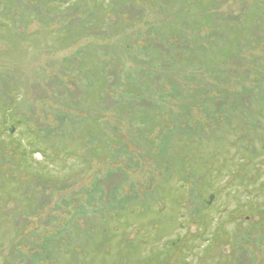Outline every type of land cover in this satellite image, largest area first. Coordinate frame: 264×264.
I'll use <instances>...</instances> for the list:
<instances>
[{
	"label": "rangeland",
	"instance_id": "374dc122",
	"mask_svg": "<svg viewBox=\"0 0 264 264\" xmlns=\"http://www.w3.org/2000/svg\"><path fill=\"white\" fill-rule=\"evenodd\" d=\"M1 130L0 264H264V0H0Z\"/></svg>",
	"mask_w": 264,
	"mask_h": 264
},
{
	"label": "trees",
	"instance_id": "16d2710c",
	"mask_svg": "<svg viewBox=\"0 0 264 264\" xmlns=\"http://www.w3.org/2000/svg\"><path fill=\"white\" fill-rule=\"evenodd\" d=\"M71 30H66V32H67V34H71L72 32H70ZM175 36H179V35H175ZM169 39V38H168ZM169 41H172L171 39L169 40ZM88 72H90V70L88 69L87 70ZM99 82V81H98ZM104 85V83L101 81L100 83H99V86L100 87H102ZM94 88H96V87H94ZM94 88L92 89V90H94ZM8 113H10V112H8ZM2 129V128H1ZM1 134L0 135H2V133H3V131L1 130V132H0ZM11 140L12 141H9L10 142V145H11V147H5V146H3V145H0V156H1V154H2V152H4V151H6L7 152V154H9V153H11V156H12V158L14 159V160H12V166H17V167H19V165H18V162H17V158L18 157H20V160H21V158H23V154H22V152H21V144H20V142H18V140H16L15 138H11ZM3 141H6V140H3ZM8 142V141H7ZM12 150L14 151L13 153H12ZM16 150H18L19 152L18 153H16ZM15 162V163H14ZM6 163L7 162H3V163H1L0 162V172H4V173H6V174H8L6 177H7V181H9V182H12V183H14V182H16L15 180L16 179H20L21 177H25L27 180L29 179V177H34V176H32V174H30V172H24V170L22 169L21 170V172H17V173H13V171H12V169H10V168H8L7 167V165H6ZM20 168H21V166H20ZM172 173V172H171ZM9 177V178H8ZM36 177H38L37 176V174H36ZM9 190H11V189H8L6 192H4V195L0 192V196L1 197H4V200L5 201H7V203H13L14 202V197H16V193H14V195L12 196L11 194H8V192H9ZM22 194V193H21ZM21 194L19 195V197H21ZM23 197H24V195H23ZM33 205H35V203L34 204H30L29 203V205H28V209H29V214L28 215H26V216H34V211L32 210V208H33ZM23 209H27L26 207H24ZM1 218V217H0ZM199 221L201 222V223H204V219L203 218H201V219H199ZM2 222L3 221H1L0 220V229L2 228ZM6 223H8V225L9 226H16V227H18V225H17V223H16V221L15 220H13V219H8V221H7V219H6ZM26 223V222H25ZM15 228V227H14ZM22 229L21 230V232H20V236H21V238L20 239H23V236L25 235V234H23L25 231H26V228H25V226L23 225L22 227H18V229ZM87 233H93V228H89L88 229V231H87ZM19 235H18V237H19ZM17 237V238H18ZM16 238V239H17ZM61 240V239H60ZM59 240V242L58 243H62V245H60V246H66L65 245V242H64V240H61L60 241ZM219 240H221L219 237H218V241ZM106 241V240H105ZM106 243V242H105ZM105 243H103V244H101L100 245V248L101 249H103V247H104V245H105ZM94 244V242L91 244V243H88V245H90V246H94L93 245ZM57 246H59V245H57L56 244V246H53V248L55 249L54 251H55V253H59L58 252V250L56 251V247ZM69 246V245H68ZM109 247V246H108ZM108 247H106L107 248V251H109V248ZM59 249V248H58ZM107 251H105V252H107ZM105 252H104V254H105ZM180 252L182 253V249L180 250ZM104 254H103V256H104ZM108 255V254H107ZM178 256H179V259H176V263L177 264H184V260H183V256H182V254H178ZM102 260H105L106 261V263L107 264H111V263H109L108 262V260L107 259H105V258H102Z\"/></svg>",
	"mask_w": 264,
	"mask_h": 264
}]
</instances>
